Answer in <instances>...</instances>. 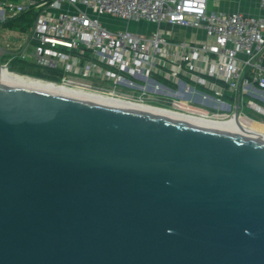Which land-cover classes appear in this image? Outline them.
<instances>
[{"label":"water","instance_id":"1","mask_svg":"<svg viewBox=\"0 0 264 264\" xmlns=\"http://www.w3.org/2000/svg\"><path fill=\"white\" fill-rule=\"evenodd\" d=\"M0 264H264V138L0 82Z\"/></svg>","mask_w":264,"mask_h":264},{"label":"built area","instance_id":"2","mask_svg":"<svg viewBox=\"0 0 264 264\" xmlns=\"http://www.w3.org/2000/svg\"><path fill=\"white\" fill-rule=\"evenodd\" d=\"M210 1H6L0 4V44L6 50L1 68L12 71L11 63L18 58L60 69L61 81L54 82L81 90L209 120H233L243 128L254 122L264 125V0H259L261 15L211 9ZM31 8L38 15L27 30L3 25ZM113 21L126 27L117 28ZM131 22L154 29L132 31ZM136 74L153 84V99L164 102L169 96L161 88L172 87L171 101L158 105L152 98L110 94L85 85L118 83Z\"/></svg>","mask_w":264,"mask_h":264},{"label":"bare ground","instance_id":"3","mask_svg":"<svg viewBox=\"0 0 264 264\" xmlns=\"http://www.w3.org/2000/svg\"><path fill=\"white\" fill-rule=\"evenodd\" d=\"M0 82H6L9 84L23 86V87L26 86L29 88H34V89L54 92V93H60L64 95L91 98L94 101L105 103L108 105L129 107L130 109L140 110V111L143 110V111H146L148 113H153V114L167 113L174 118H180V119L187 118L190 121L204 122V123L212 125L213 127L227 128L228 130L234 133H242V134H247L252 137L264 138V135H263L264 125L256 123V122L255 123L258 124V127L260 128H255L252 125H249V127L247 125L246 128H243V127L238 126V124H236L233 120H209L207 118H203L199 116L184 115V114L177 113L171 110L163 109L161 107H156L148 103L134 102V101L122 98V97H114V96H109V95L102 94V93L85 91V90H81L78 88H74L64 83L59 84L58 82L49 81V80L47 81L41 78L30 77L28 75H23V74L12 72L6 69H1L0 71ZM200 111H202L203 113L206 112L203 109L202 110L200 109Z\"/></svg>","mask_w":264,"mask_h":264},{"label":"flooded vegetation","instance_id":"4","mask_svg":"<svg viewBox=\"0 0 264 264\" xmlns=\"http://www.w3.org/2000/svg\"><path fill=\"white\" fill-rule=\"evenodd\" d=\"M62 78V76H61ZM85 85L87 87L92 88L93 90H98L101 92L109 93L110 94H123L125 96H130V97H143L148 99L149 101L151 100V94L154 91V86L151 82H147L144 75L141 74H136L135 76H123L121 79L118 81V83H115L114 81H107L104 83H97L95 81H86ZM162 93L167 94L169 97L166 99H163V101H160L159 99L155 98L152 101L161 103V104H167L168 102L171 101L172 96H173V90L172 87L169 85H164L163 88H161Z\"/></svg>","mask_w":264,"mask_h":264},{"label":"trees","instance_id":"5","mask_svg":"<svg viewBox=\"0 0 264 264\" xmlns=\"http://www.w3.org/2000/svg\"><path fill=\"white\" fill-rule=\"evenodd\" d=\"M38 11L35 8H31L19 15L12 18H8L4 21L3 25L9 28L19 29L25 31L37 18ZM10 70L17 73L28 75L30 77L41 78L49 81H61L63 72L59 70L47 69L39 67L33 63H29L18 58H15L11 63Z\"/></svg>","mask_w":264,"mask_h":264},{"label":"crops","instance_id":"6","mask_svg":"<svg viewBox=\"0 0 264 264\" xmlns=\"http://www.w3.org/2000/svg\"><path fill=\"white\" fill-rule=\"evenodd\" d=\"M14 2V3H27L28 0H0V4L4 2ZM215 1V0H213ZM231 4L228 5L227 10L229 11H237L240 10L242 12L252 14V15H261L262 9L260 6L259 0H230ZM226 6V5H225ZM211 7L216 10H222V2L221 0H216L212 2ZM225 11V10H223Z\"/></svg>","mask_w":264,"mask_h":264},{"label":"rangeland","instance_id":"7","mask_svg":"<svg viewBox=\"0 0 264 264\" xmlns=\"http://www.w3.org/2000/svg\"><path fill=\"white\" fill-rule=\"evenodd\" d=\"M216 1V0H215ZM213 0L210 1V8L212 9L211 5H212V2H215ZM230 0H221L222 2V7L221 9L222 10H225V11H229L227 10V7L229 4H231L229 2ZM226 5V6H225ZM113 25L117 28H125L126 27V23L124 22H121V21H113ZM129 27H130V30L132 31H136V32H143V31H147V30H151V29H154V26L153 25H148V24H145V23H135V22H131L129 24ZM151 103H154V104H158L160 105L161 103H158V102H155V101H151ZM164 105V104H162ZM252 126H254L255 128H260L258 127V124H256L255 122L251 124Z\"/></svg>","mask_w":264,"mask_h":264}]
</instances>
